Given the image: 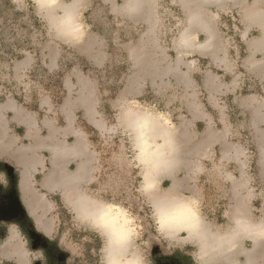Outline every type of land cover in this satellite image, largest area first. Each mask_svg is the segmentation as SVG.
I'll return each instance as SVG.
<instances>
[{"label":"rangeland","instance_id":"rangeland-1","mask_svg":"<svg viewBox=\"0 0 264 264\" xmlns=\"http://www.w3.org/2000/svg\"><path fill=\"white\" fill-rule=\"evenodd\" d=\"M129 1L83 0L86 37L67 45L32 11L31 0H0V99L14 97L41 118L61 125L70 119L86 132L96 166L87 187L133 208L149 264L175 247L189 248L185 254L193 258L183 239L164 241L155 232L136 192L138 173L117 109L136 98L169 113L180 163L161 174L165 188L175 182L174 191L199 195L204 214L220 227L234 208L264 217V26L248 15L261 10L264 18V0L208 1L189 44L181 34L191 10L180 0H137L134 11L120 7ZM196 166L202 174H194ZM54 199L60 209L54 251L70 252L62 234L71 229V241L83 248L79 264H99L98 236L73 227ZM241 245L247 250L252 242ZM260 246L257 264H264V242Z\"/></svg>","mask_w":264,"mask_h":264},{"label":"clouds","instance_id":"clouds-1","mask_svg":"<svg viewBox=\"0 0 264 264\" xmlns=\"http://www.w3.org/2000/svg\"><path fill=\"white\" fill-rule=\"evenodd\" d=\"M120 7L134 11L136 6L125 2ZM31 8L63 43L79 44L86 37L83 0H31ZM117 120L127 136L130 163L138 173L136 192L162 240L183 239L194 249V264H214V258L228 255L241 241L264 242V217L234 208L227 226L220 227L204 214L199 195L164 187L161 174L180 163L169 113L127 98L119 103ZM202 172L199 166L194 168L195 175ZM68 206L75 221L100 239L99 264H149V255L138 243L140 219L126 202L105 198L81 183L71 191Z\"/></svg>","mask_w":264,"mask_h":264},{"label":"crops","instance_id":"crops-1","mask_svg":"<svg viewBox=\"0 0 264 264\" xmlns=\"http://www.w3.org/2000/svg\"><path fill=\"white\" fill-rule=\"evenodd\" d=\"M135 1L137 0H130L128 4L136 5ZM141 1L137 4H141ZM180 1L191 10L186 30L181 34L184 39L183 33L190 32V41L193 26L202 19L200 10L210 0ZM248 15L250 18L256 16L254 19L264 26L261 10ZM262 35L264 37V32ZM73 123L67 119L61 125L53 118H41L33 108L14 97L0 99V192L6 191L10 186L4 170V165L7 164L17 176V192L27 216L37 231L49 238L55 237V233L59 232L57 222L60 209L53 199L55 196L77 224L72 226L78 230H88L75 221L68 200L71 191L78 184L90 186L95 181L96 166L86 132L79 127L76 130ZM77 169H80V173L75 176ZM175 185V182L171 184L172 191ZM70 231L68 229L62 235L66 247L70 249L68 261L74 264L75 260L80 259L79 251L83 248L71 241ZM242 248L240 243L231 253L216 257L214 261L225 264H257L263 254L260 242L252 243L247 250ZM35 258L20 226L0 220V264H33Z\"/></svg>","mask_w":264,"mask_h":264},{"label":"water","instance_id":"water-1","mask_svg":"<svg viewBox=\"0 0 264 264\" xmlns=\"http://www.w3.org/2000/svg\"><path fill=\"white\" fill-rule=\"evenodd\" d=\"M4 170L8 175L10 186L6 191L0 192V220L14 222L20 225L29 239L32 250L49 246L48 239L37 231L20 201L17 192V176L13 168L6 164L4 165ZM155 260L156 264H163V260L159 255L155 257ZM35 264L40 263L36 262Z\"/></svg>","mask_w":264,"mask_h":264},{"label":"flooded vegetation","instance_id":"flooded-vegetation-1","mask_svg":"<svg viewBox=\"0 0 264 264\" xmlns=\"http://www.w3.org/2000/svg\"><path fill=\"white\" fill-rule=\"evenodd\" d=\"M47 239L49 241V243H48L49 246H47V247H39L37 249V250H39L41 252V256L38 259H35L33 261V264H35L36 262H38L40 264H70V262L68 261V259H69L68 253L54 251L53 244L55 242L53 241V238H47ZM29 246H30V243H29ZM159 257H161V259L163 260V264H181L180 263V259H184V258H187L188 259V264H190V261H189L188 257L180 256L179 254H174L172 252L170 253V256H167V255L161 256V255H159ZM74 264H79V260H75Z\"/></svg>","mask_w":264,"mask_h":264},{"label":"trees","instance_id":"trees-1","mask_svg":"<svg viewBox=\"0 0 264 264\" xmlns=\"http://www.w3.org/2000/svg\"><path fill=\"white\" fill-rule=\"evenodd\" d=\"M54 199V198H53ZM61 205V204H60ZM63 208L61 207V210H62ZM22 233H23V235H24V238L27 240V236H26V234L22 231ZM73 233H76V231L75 230H73L72 231V234ZM85 233V231H78L77 232V234L76 235H78V236H80V235H83ZM76 239V238H75ZM54 241V240H53ZM76 241H78V238L76 239ZM100 241L97 239L96 240V248H99L100 247ZM189 248H180V247H175V248H173L172 250H171V252L172 253H174V254H179L180 256H186V257H188L189 258V261H190V264H194V261H193V258L190 256V255H188V254H185V252H186V250H188Z\"/></svg>","mask_w":264,"mask_h":264},{"label":"bare ground","instance_id":"bare-ground-1","mask_svg":"<svg viewBox=\"0 0 264 264\" xmlns=\"http://www.w3.org/2000/svg\"><path fill=\"white\" fill-rule=\"evenodd\" d=\"M190 30H191V28H190ZM189 33H190V32H187V33L184 32V33H183V37H184V39H186V40H184V39H183V40L185 41L186 44L191 43V42L188 40V39H189ZM172 170H174V168L171 169V171H172ZM167 171H170V170H167ZM79 173H80V169H77L76 172H75V176H77ZM169 190L172 191L173 189L170 188Z\"/></svg>","mask_w":264,"mask_h":264}]
</instances>
